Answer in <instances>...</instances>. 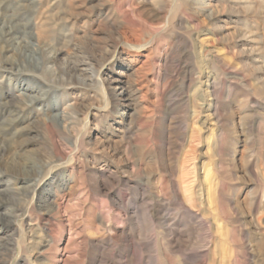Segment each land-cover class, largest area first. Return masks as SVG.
<instances>
[{"label":"rangeland","instance_id":"obj_1","mask_svg":"<svg viewBox=\"0 0 264 264\" xmlns=\"http://www.w3.org/2000/svg\"><path fill=\"white\" fill-rule=\"evenodd\" d=\"M0 4L1 264H264V0Z\"/></svg>","mask_w":264,"mask_h":264},{"label":"bare ground","instance_id":"obj_2","mask_svg":"<svg viewBox=\"0 0 264 264\" xmlns=\"http://www.w3.org/2000/svg\"><path fill=\"white\" fill-rule=\"evenodd\" d=\"M1 9H2V4H0V18L2 16H4V14L2 13V10ZM37 17L40 18V15H37ZM19 21H20L19 18H17V21L11 22L9 26H8L7 23H3V24H5V26L2 29V34L0 35V45L3 44V43H9L14 38H16L17 35L19 34L18 31H21L24 34L25 33L26 34L29 33L28 32V29H29L28 28L29 27L28 24H26V25H20V22ZM94 47H95V45H92V46H89V47H87V48H85L83 50V53H84L83 55L88 60H92V59H96L97 58V55L94 52V50H95ZM62 49H64V46H62L61 48H55L54 49V55H57L60 51H62ZM50 60H53V59L50 58ZM79 63L80 62L78 60H75V61H72L69 64H67V67L65 68L66 73L67 74H77V73H80L79 75H81V73H83L82 72L83 69H81L79 67ZM83 79H84L85 82H87V79L89 81H93V77H90V76H88V77L85 76V77H83ZM109 88L112 91L113 95L119 97L120 99H122L123 97H126V91H127L126 90V87H125V85L120 84V82L118 83L117 81H111V83L109 85ZM118 89H121V91H118ZM71 123H72L71 121L68 122V119L64 117V120H63V127L64 128H68ZM4 148H6L5 145L3 146V149ZM0 149H1V147H0ZM1 152H3V150H0V153ZM29 167H31V166H29ZM29 169L24 167V170L25 171H23V172H24L25 178H29V179L34 178V180H36L37 179V176H38L37 173L40 172L41 168L36 169V167H35V169H36L35 170V169H33V167H31ZM0 252H1V250H0ZM1 262L2 261H1V258H0V264H1Z\"/></svg>","mask_w":264,"mask_h":264}]
</instances>
